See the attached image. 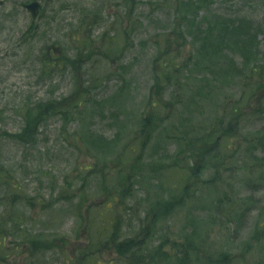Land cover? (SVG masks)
I'll use <instances>...</instances> for the list:
<instances>
[{"label":"rangeland","instance_id":"obj_1","mask_svg":"<svg viewBox=\"0 0 264 264\" xmlns=\"http://www.w3.org/2000/svg\"><path fill=\"white\" fill-rule=\"evenodd\" d=\"M30 1L0 0V158L12 182L10 186L16 189L8 190L9 198L14 201L19 191L21 196L25 192L36 196L49 184L71 191L67 182L78 165L88 167L91 174L75 181L81 193L77 207L83 200L79 199L82 193H89L92 201H103L104 190H115L120 185L119 179L103 182L96 171L118 164L125 172L133 152H140V124L149 111L155 68L163 64L154 62L159 56L154 61L153 57L158 49L169 45L165 35L178 23L176 29L185 37L171 39L174 43L169 51L174 48L181 55L173 58V68L180 70L190 55L192 65L176 79L173 70L168 73L170 86L164 94L165 101L173 103V109H167L171 118L178 119L179 100L194 98L197 109L186 123L214 128L216 137L222 135L220 123H216L223 119L228 122L224 117L234 104L239 116L218 145L225 157L224 165H212L204 159L195 164L199 163L201 180L213 182L200 193L203 203L198 204L194 215L192 210L189 216H184L185 210H178L171 222L158 226L156 243L172 259L181 256L178 247L171 248L172 242L164 247L160 236L182 241L186 231L192 245L198 247L195 253H189V264H264V0H186L194 11L185 14L188 20L184 25L175 21L174 9L165 0H141L129 12L121 0H43L42 18L36 20L23 7ZM225 30H232L235 36L229 38L223 34ZM15 33L29 38L18 48L11 43ZM83 38L91 46L81 52L75 47L82 49L79 41ZM176 42L182 47L178 48ZM54 43L62 45L72 61L80 55L85 62L77 64L74 71L64 68L63 62L54 67V62L49 61V67L57 69L53 75L46 74L42 63ZM102 50H110L116 62L104 57ZM188 73L192 75L188 83L177 90L185 83L181 75ZM80 92L88 95L78 96L76 115H63L62 122L59 112L53 111L48 118L44 116L36 132L30 131L35 127V107L50 109L53 99L68 100ZM179 117L187 118L183 114ZM34 132L37 136L32 143L12 137L35 136ZM94 132L99 141L92 143L89 135ZM150 151L148 148L149 157ZM162 160L169 165L171 154ZM217 172L226 177L217 179ZM140 184L137 199L144 198L148 188L146 174ZM164 193L159 191L149 203ZM54 197L45 203L50 204ZM70 202L61 199L47 212H41L42 202L37 212L29 209L35 224L33 232L46 235L48 227L50 234L60 232L74 240L76 226L71 209L75 202ZM12 205L21 211L24 207L20 201L6 202L0 205V212L12 209ZM110 205L99 203L94 212L105 213ZM82 210H78L80 216L84 214ZM138 216L145 217L140 210L127 213L128 222L120 225L123 234L139 222ZM6 222L8 219L3 217L0 227L4 228ZM92 222L95 225L97 221ZM11 239L8 236L5 246ZM55 253L65 254L52 251L46 255L47 261ZM16 262L8 260L7 264ZM154 264L160 262L155 260Z\"/></svg>","mask_w":264,"mask_h":264},{"label":"trees","instance_id":"obj_2","mask_svg":"<svg viewBox=\"0 0 264 264\" xmlns=\"http://www.w3.org/2000/svg\"><path fill=\"white\" fill-rule=\"evenodd\" d=\"M130 1V2H129ZM141 0H138L137 2H136V0H124V3L126 2L128 5L127 6H133V8H135V6L137 5V3H139ZM170 1V3H171V7H174L175 8V14H176V20L177 21H179V23H181L182 25H184V23H185V21L186 20H188V18L187 17H185V14H187L188 12H193L194 11V7H192L189 3H186L187 1L186 0H169ZM185 17V18H184ZM82 22H83V25L85 24V22H84V20H82ZM85 39H82V40H80L79 41V43L80 44H83V47H82V49L80 50L79 49V47L78 46H76V49L78 50V51H84V49H86L87 48V46H91V44H88V43H86L85 41H84ZM87 44V45H86ZM84 48V49H83ZM89 48V47H88ZM105 53H107V54H111V55H113L112 53H110V52H107V51H105ZM63 65H64V67L66 66V65H70V66H72V67H74V68H76V66H77V64H80L81 62H84V59H82L81 58V56L79 55L78 56V58L77 59H75V60H71L70 58H69V56H67L66 54L64 55L63 54ZM53 72H54V70L53 69H51L50 67H49V72H48V75H52L53 74ZM83 93L82 92H80L77 96H72L71 98H70V100H72V103H69V105H75L76 104V102L75 101H77V99H78V96L80 97L81 95H82ZM87 95H88V93H86ZM55 101V100H54ZM60 101H62V102H64L65 100H64V98H62V99H60ZM59 103V102H58ZM55 104H56V102H53L52 104H51V106H52V108H54L55 107ZM60 105V104H59ZM67 105H68V102H67ZM68 114V113H67ZM150 121V123H152V121L151 120H149ZM134 243H133V241L132 240H128L127 242H124V243H122V247L120 246V248H119V251L120 252H122V253H127V254H129V253H133L132 255H134V253H136L135 251H134ZM157 255H159V253H156L155 255H154V257H152V260L157 256ZM132 264H142V262L141 261H133L132 262Z\"/></svg>","mask_w":264,"mask_h":264},{"label":"flooded vegetation","instance_id":"obj_3","mask_svg":"<svg viewBox=\"0 0 264 264\" xmlns=\"http://www.w3.org/2000/svg\"><path fill=\"white\" fill-rule=\"evenodd\" d=\"M30 247H36V245H33V244H29V245H26L25 248H29ZM20 247V245H18L16 247V249H18ZM108 254V253H107ZM104 255L103 253H90V258L92 259V261L88 264H100L99 262H96L94 263V259H96L97 257L101 256L102 260L104 261ZM27 256H32L30 257L29 259L25 260V259H22L19 261L18 264H81L80 260H82L84 258V256L82 255H77V254H74V255H71V256H65L63 255V257H57V256H52L51 260L50 261H47V258H44V259H41L39 260L36 256V253L34 252H30ZM61 260V261H58V260ZM106 264H114V260H113V257H108L106 259ZM72 262V263H71Z\"/></svg>","mask_w":264,"mask_h":264},{"label":"water","instance_id":"obj_4","mask_svg":"<svg viewBox=\"0 0 264 264\" xmlns=\"http://www.w3.org/2000/svg\"><path fill=\"white\" fill-rule=\"evenodd\" d=\"M27 8L32 11L34 16H36L38 14L37 12H38V9H39V3L38 2H33L32 4L27 6Z\"/></svg>","mask_w":264,"mask_h":264}]
</instances>
